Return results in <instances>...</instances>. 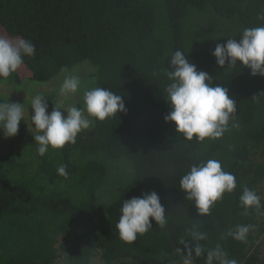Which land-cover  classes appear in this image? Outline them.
<instances>
[{
  "label": "trees",
  "instance_id": "16d2710c",
  "mask_svg": "<svg viewBox=\"0 0 264 264\" xmlns=\"http://www.w3.org/2000/svg\"><path fill=\"white\" fill-rule=\"evenodd\" d=\"M261 12L264 0H0V29L36 48L17 72L0 78V90L7 80L49 83L78 67L90 71V88L120 94L127 109L105 121L93 118L76 144H66L55 157L38 155L34 178L15 185L9 176L23 170L21 151L38 147L34 138L27 140V122H20L0 160V264H95L96 258L102 264H183L176 249L183 250L181 237L194 246L185 231L191 227L207 233L200 241L206 249L220 244L238 264H264V214L244 215L239 206L243 187L254 189L264 204V77L252 76L239 62L221 68L211 54L217 43L239 39L244 28L264 25L257 19ZM176 50L214 77V86L228 89L238 128L197 142L178 134L174 122L165 123L171 106L164 89L171 81L164 69L171 70ZM44 98L50 113L55 97ZM208 159L234 174L237 188L209 216H199L180 180ZM61 164L67 179L57 173ZM74 189L72 199L68 191ZM151 191L161 198L167 226L150 218L152 229L135 242L120 240L116 224L123 201ZM236 225L254 226L247 241L222 239ZM194 264H204V257Z\"/></svg>",
  "mask_w": 264,
  "mask_h": 264
},
{
  "label": "clouds",
  "instance_id": "9594fccd",
  "mask_svg": "<svg viewBox=\"0 0 264 264\" xmlns=\"http://www.w3.org/2000/svg\"><path fill=\"white\" fill-rule=\"evenodd\" d=\"M257 19L264 21V12L259 13ZM35 53V45L30 40L0 36V78H9L24 64L25 56L34 57ZM211 54L221 68L227 62V69H233L239 62L251 70L252 76L264 77V25L244 28L239 39L229 38L225 43H217ZM170 57L171 70L164 69L171 81L164 89L171 106V111L164 116L165 123L174 122L178 134L188 141L195 138L197 142H203L206 138L220 139L231 128H238L236 101L229 97L228 89L220 84L214 86V77L197 71L181 50L174 51ZM158 75L159 72H153L154 77ZM80 85L78 76H66L59 89L62 99L54 104L50 113L47 99L42 94L35 95L31 100L30 107L34 114L30 118L37 133L33 136L38 145V155L44 156L50 147L62 149L66 144H76L78 135L93 126L90 117L105 121L117 116L118 112H127L122 96L104 87L85 91L82 108L75 105L65 108L64 102L79 92ZM256 98L254 96L252 99ZM23 119L24 104L10 103L9 100L0 102V130L4 138L15 137ZM57 173L65 179L69 177L64 164L57 168ZM236 188L234 174L224 171L221 162L216 159L193 164L180 180V190L185 194V199L194 202L199 216H209L212 207ZM239 200L244 215L249 210L264 214L261 212L264 209L262 197L254 189L243 187ZM120 212L116 229L120 240L126 243L135 242L138 235L152 229L150 218L161 228L168 224L165 207L156 191L123 201ZM253 227L236 225L222 239L231 237L244 243ZM185 231L195 244L192 246L184 237L179 238L178 244L183 246V250L177 248L176 251L183 253V264H194V258L200 257H204V264H238L237 260L228 257L220 244L206 249L200 241L208 239L207 233L196 227Z\"/></svg>",
  "mask_w": 264,
  "mask_h": 264
},
{
  "label": "rangeland",
  "instance_id": "374dc122",
  "mask_svg": "<svg viewBox=\"0 0 264 264\" xmlns=\"http://www.w3.org/2000/svg\"><path fill=\"white\" fill-rule=\"evenodd\" d=\"M0 36H7L5 32L0 29ZM10 38V37H9ZM83 65H87V63H84ZM89 70H79L78 67L74 68L71 71L63 72L61 75L55 77L51 82L49 83H42V82H37L32 79H26L23 83L21 84H16L15 82H12L11 80L5 81L2 85V88L0 90V96L4 101H8L10 103H20L24 104V120L28 124V134H27V140L29 141L30 139H33L35 134L34 126L31 123V115H33V110L30 107L31 100L34 98L35 95L37 94H42L43 96L46 95H52L55 97V104L59 103L60 100L62 99L59 95V89L63 83V80L66 76H78L81 80V85H80V90L77 94L71 96L64 102V107H70L75 105L78 108H82L84 105L83 101V95L84 92L87 90H90L92 88L91 85L93 84V81L91 78H89ZM66 115V113H64ZM87 115V113H85ZM90 119L93 120V118L90 117ZM15 137L11 138H4L3 131L0 130V139H3L2 142H0V160L1 157L4 154L5 151V144L4 142L7 140V142L12 141L15 139ZM3 143V144H1ZM58 149H52L51 147L49 148L48 152L51 154L52 157L56 156V153ZM22 156L18 157V162L21 164L23 167V170H14L10 176L9 180L11 183L17 185L24 183L22 181L23 178H34V176L37 174V168L39 166L38 162V153L37 149L33 145H29L26 147L25 150H22L21 153ZM118 167H121L120 170H122V165L119 163L117 165ZM119 186L118 184H115L113 186V190L116 189V187ZM69 196L73 199L75 198V189L68 191ZM66 238H60V242H64ZM63 263V262H61ZM95 264H102L99 260V258H96Z\"/></svg>",
  "mask_w": 264,
  "mask_h": 264
}]
</instances>
